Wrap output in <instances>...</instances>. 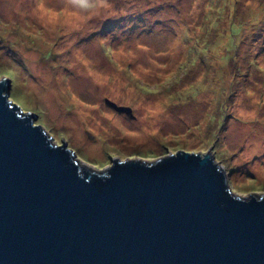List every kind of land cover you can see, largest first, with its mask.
Masks as SVG:
<instances>
[{"label": "rangeland", "instance_id": "1", "mask_svg": "<svg viewBox=\"0 0 264 264\" xmlns=\"http://www.w3.org/2000/svg\"><path fill=\"white\" fill-rule=\"evenodd\" d=\"M5 78L86 167L211 152L264 194V0H0Z\"/></svg>", "mask_w": 264, "mask_h": 264}, {"label": "water", "instance_id": "2", "mask_svg": "<svg viewBox=\"0 0 264 264\" xmlns=\"http://www.w3.org/2000/svg\"><path fill=\"white\" fill-rule=\"evenodd\" d=\"M10 89L0 81V264H264V194L234 192L211 152L86 167Z\"/></svg>", "mask_w": 264, "mask_h": 264}, {"label": "trees", "instance_id": "3", "mask_svg": "<svg viewBox=\"0 0 264 264\" xmlns=\"http://www.w3.org/2000/svg\"><path fill=\"white\" fill-rule=\"evenodd\" d=\"M39 123V122H38ZM40 123H42V122H40Z\"/></svg>", "mask_w": 264, "mask_h": 264}]
</instances>
